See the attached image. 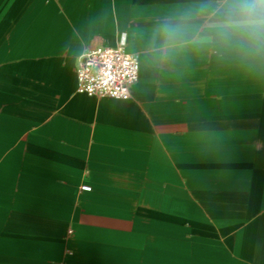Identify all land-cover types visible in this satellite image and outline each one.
<instances>
[{
	"label": "crops",
	"instance_id": "obj_1",
	"mask_svg": "<svg viewBox=\"0 0 264 264\" xmlns=\"http://www.w3.org/2000/svg\"><path fill=\"white\" fill-rule=\"evenodd\" d=\"M209 2L0 0V264H264V50L160 32ZM121 38L129 97L77 92Z\"/></svg>",
	"mask_w": 264,
	"mask_h": 264
},
{
	"label": "clouds",
	"instance_id": "obj_2",
	"mask_svg": "<svg viewBox=\"0 0 264 264\" xmlns=\"http://www.w3.org/2000/svg\"><path fill=\"white\" fill-rule=\"evenodd\" d=\"M194 28L198 30L193 39L199 43L240 36L258 51L264 50V0H210L197 23L192 17L182 16L165 21L160 32L167 46L189 35Z\"/></svg>",
	"mask_w": 264,
	"mask_h": 264
},
{
	"label": "built area",
	"instance_id": "obj_3",
	"mask_svg": "<svg viewBox=\"0 0 264 264\" xmlns=\"http://www.w3.org/2000/svg\"><path fill=\"white\" fill-rule=\"evenodd\" d=\"M77 85L80 93L96 97L125 99L129 97L132 85L137 81L138 56L125 49L121 38L115 46H96L82 55L76 66ZM91 89V91H89ZM84 184L80 190L89 191ZM72 233H69L71 236Z\"/></svg>",
	"mask_w": 264,
	"mask_h": 264
}]
</instances>
